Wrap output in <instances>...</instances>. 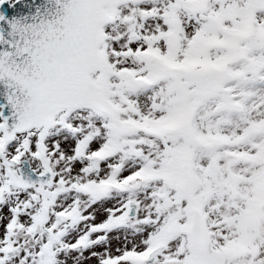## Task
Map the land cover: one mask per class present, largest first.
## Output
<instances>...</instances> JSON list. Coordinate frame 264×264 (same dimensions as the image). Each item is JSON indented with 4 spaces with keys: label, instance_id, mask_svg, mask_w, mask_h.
<instances>
[{
    "label": "snow or ice",
    "instance_id": "1",
    "mask_svg": "<svg viewBox=\"0 0 264 264\" xmlns=\"http://www.w3.org/2000/svg\"><path fill=\"white\" fill-rule=\"evenodd\" d=\"M0 264H264V0H0Z\"/></svg>",
    "mask_w": 264,
    "mask_h": 264
}]
</instances>
